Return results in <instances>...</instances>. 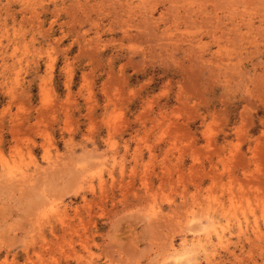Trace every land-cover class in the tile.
Masks as SVG:
<instances>
[{
  "label": "rangeland",
  "instance_id": "1",
  "mask_svg": "<svg viewBox=\"0 0 264 264\" xmlns=\"http://www.w3.org/2000/svg\"><path fill=\"white\" fill-rule=\"evenodd\" d=\"M0 264H264V0H0Z\"/></svg>",
  "mask_w": 264,
  "mask_h": 264
}]
</instances>
